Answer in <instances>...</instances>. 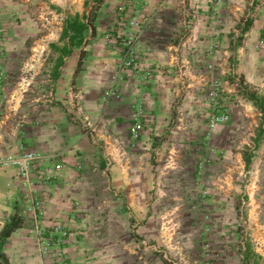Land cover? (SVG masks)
Masks as SVG:
<instances>
[{
  "label": "crops",
  "instance_id": "0c3cea01",
  "mask_svg": "<svg viewBox=\"0 0 264 264\" xmlns=\"http://www.w3.org/2000/svg\"><path fill=\"white\" fill-rule=\"evenodd\" d=\"M42 1L0 0V158L24 151L44 155L33 168L32 180L45 205L43 223L48 227L56 222L71 225L72 215L83 218V210L103 202L104 191L109 190L115 204L137 205L142 213L136 216L144 221L140 230L151 235L153 217L146 212L152 196L154 203H160L196 191L192 173L198 126L194 121L190 131L183 132L171 122L177 85L167 84L169 73L164 67L169 22H150L137 42L154 70L149 80L142 82L129 71L119 94L105 104L101 99L123 58L124 37L133 31L129 17L136 11L151 14L161 0H138L123 14L117 9L129 0H104L100 13L105 19L96 21L95 36L85 46H68L69 54L60 50L66 43L59 40L64 24L57 22L53 7L43 6ZM87 1L65 0L73 15L86 12ZM43 16H48L46 24H40L45 30L36 22ZM263 27L264 9L249 27L247 42H253ZM241 70L247 83L261 85L263 63H256L252 56L243 60ZM77 95L80 104L74 99ZM139 108L142 132L135 141L129 129ZM83 117L93 129L85 126ZM220 138V133L214 135L210 144L216 146ZM173 147L178 149L180 163L179 169L170 170L166 163ZM45 175H50L49 182H43ZM29 207V190L17 170L0 167V233L14 220L20 225L0 239V264H42L34 247Z\"/></svg>",
  "mask_w": 264,
  "mask_h": 264
},
{
  "label": "rangeland",
  "instance_id": "374dc122",
  "mask_svg": "<svg viewBox=\"0 0 264 264\" xmlns=\"http://www.w3.org/2000/svg\"><path fill=\"white\" fill-rule=\"evenodd\" d=\"M94 1L88 0L86 12L80 15L69 13L65 0L42 2L52 6L57 22L64 24L87 14ZM137 2L129 0L117 11L123 14ZM263 9L264 0H161L149 15L142 11L131 14L128 25L133 31L124 37L122 55L131 38L137 61L150 75L153 67L137 42L150 22L166 20L171 25L164 47L167 84L177 85L171 122L183 132L190 131L194 121L198 126L192 173L196 191L160 203H154L152 196L146 212L153 217L151 235L140 230L144 221L136 216L142 213L137 205L115 204L109 190L104 191L103 202L83 210V218L72 215L71 225L56 222L48 227L41 203L44 237L49 244L44 257L37 251L31 219L34 247L42 264H264V107L242 96L235 85L236 77L244 80L243 60L253 56L256 63L264 64V27L253 42H247L248 31L242 32L244 23L253 24ZM101 15L99 9L94 25L105 19ZM46 17L36 19L42 30L45 27L40 24H46ZM134 21L140 23L131 24ZM245 83L260 104L264 78L261 85ZM213 92L215 101H210ZM216 106L228 110L229 121L207 140L208 119ZM218 133L220 141L212 146L211 139ZM208 148L213 151L209 153ZM177 155L178 149L173 147L168 153V169H179Z\"/></svg>",
  "mask_w": 264,
  "mask_h": 264
},
{
  "label": "built area",
  "instance_id": "2783aa9c",
  "mask_svg": "<svg viewBox=\"0 0 264 264\" xmlns=\"http://www.w3.org/2000/svg\"><path fill=\"white\" fill-rule=\"evenodd\" d=\"M140 21H134L131 24L138 25ZM262 44V42H261ZM126 51L124 53L123 58L121 59L114 75L111 78L110 85L108 89L104 92L102 96V103H106L110 98L116 97L119 94V86L120 83L123 81L124 76L127 72H131V75L134 78H137L140 81H146L150 78V72L143 71L141 67V62L137 61V55L134 50V43L131 38L125 43ZM0 74V79H1ZM237 89L239 93L243 96L245 95V91H249L248 85L243 81L241 82V78L236 77ZM217 91V90H216ZM217 95V93H216ZM215 93H212V98L210 101H215ZM77 104L81 103L80 96H74ZM142 115V110L139 108L136 110V113L132 116V124L129 129L130 137L133 140H137L140 136V132L142 129V123L140 121ZM84 124L87 128L93 129L94 125L87 119V117H83ZM229 121V113L225 107L219 109L216 106V109H212V112L208 119V133L206 134V139L209 140L211 136L215 133L217 127L224 125L226 122ZM213 150L208 148V152H212ZM44 155L36 151H24L18 155H8L4 158H0V167L3 168H14L18 172V176L21 179L22 185L29 190L30 195V207L29 212L31 213V217L33 219V232L35 233L36 237V245L37 251L39 252L41 257H44L47 254L48 250V242L47 239L44 237L45 228L42 224L44 211L43 207L41 206V201L36 195V190H34V182L32 180L33 168L36 163L41 162L44 159ZM202 167L203 164H200ZM43 182H48L50 180V175L43 176ZM58 228H55L57 231Z\"/></svg>",
  "mask_w": 264,
  "mask_h": 264
},
{
  "label": "trees",
  "instance_id": "16d2710c",
  "mask_svg": "<svg viewBox=\"0 0 264 264\" xmlns=\"http://www.w3.org/2000/svg\"><path fill=\"white\" fill-rule=\"evenodd\" d=\"M104 0H95L92 5L89 8V11L87 14L83 15V17H75L72 20L65 21L63 28H62V33L60 36V41H65V45L63 48L60 50L64 54H69L70 49L69 47H78V46H85L88 42L89 38H93L95 36V25L94 22L97 18V13L102 5ZM252 25L251 21H246L244 23V27L242 28V32L248 31L249 27ZM88 35L85 37V34ZM52 48L56 47L54 45H51ZM83 54L84 51H81L80 54V59L78 66L81 64V60L83 59ZM241 82L243 83V79H241ZM245 96L254 104H257L258 107L261 109L264 107V99L261 100V103H257V95L254 92L251 91H245L244 92ZM20 225L17 223V220L12 223L10 228L3 229L0 233V239L2 237L9 236L11 232L19 228Z\"/></svg>",
  "mask_w": 264,
  "mask_h": 264
}]
</instances>
